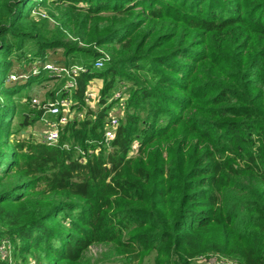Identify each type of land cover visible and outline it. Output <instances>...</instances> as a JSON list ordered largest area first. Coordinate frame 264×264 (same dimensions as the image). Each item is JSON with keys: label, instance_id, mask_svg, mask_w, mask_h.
<instances>
[{"label": "trees", "instance_id": "trees-1", "mask_svg": "<svg viewBox=\"0 0 264 264\" xmlns=\"http://www.w3.org/2000/svg\"><path fill=\"white\" fill-rule=\"evenodd\" d=\"M41 8L47 15L33 17ZM92 44L112 55L102 69ZM48 60L86 68L71 93L84 119L64 126L56 146L19 137L43 109L19 114L13 132L7 101L32 102L22 92L44 79ZM122 82L130 97L107 145ZM4 240L23 264H91L97 245L126 264L153 253L154 264L212 254L264 264V0H0Z\"/></svg>", "mask_w": 264, "mask_h": 264}, {"label": "built area", "instance_id": "built-area-1", "mask_svg": "<svg viewBox=\"0 0 264 264\" xmlns=\"http://www.w3.org/2000/svg\"><path fill=\"white\" fill-rule=\"evenodd\" d=\"M109 60V59H108ZM106 59L105 57H100L95 63L96 69H102L105 67ZM44 66V65H43ZM42 71L47 72L51 77L58 79H65L66 82L63 89L67 92H71L77 86V77L81 72H86V68L83 66H71V68L64 67L55 62L47 63ZM41 69L37 66L33 68V74H39ZM12 80H17L19 77L17 75L11 76ZM62 91L56 93V99L49 101L47 103H41L39 99H33V106L40 107L44 110V114L41 121L45 124L46 129L39 134L38 141L49 145L56 146L61 137V131L64 126H66L70 121H72L76 116L82 118V114L73 109L71 98L60 97ZM116 105L121 109H125L126 101L129 99L128 87L123 83L121 87L114 93V98ZM89 95L86 97V103L90 104ZM111 109L109 116L107 118L108 124L105 127V142L109 145L116 137V132L120 126L121 120L123 119V114L116 115L114 110ZM50 118V119H49ZM102 246V245H97ZM94 246L91 248L93 249ZM98 249L102 247H97ZM9 258V264H17V262L12 257V246L7 240L0 242V260ZM202 264H239L236 260L223 257L220 255L203 256L197 258ZM27 264H37L34 260H30Z\"/></svg>", "mask_w": 264, "mask_h": 264}, {"label": "rangeland", "instance_id": "rangeland-1", "mask_svg": "<svg viewBox=\"0 0 264 264\" xmlns=\"http://www.w3.org/2000/svg\"><path fill=\"white\" fill-rule=\"evenodd\" d=\"M52 8L53 11H55V8L53 7H49V9ZM42 14L43 17H45L47 15V8H41V9H37V10H34L32 12V16L33 17H39L38 15ZM71 29L73 30V26L70 25ZM73 37V36H72ZM70 40H72L71 38H69ZM69 41V40H68ZM88 44H86V46H82V47H85L84 49H88L90 47V44L89 42H87ZM93 46L94 50L98 52L99 54V57H105L106 61L108 59H111L112 58V55L111 53L109 52L108 50V47H98L97 45H91V47ZM61 56L60 55H57V59H60ZM49 62H54V60H48L45 62V64L43 63V65L45 66L47 63ZM106 64V63H105ZM43 66V67H44ZM39 67H40V64H39ZM45 77L44 79H40V80H35L36 82L34 83V85H32L31 88H26L22 93L23 94H31V98L30 101H28L27 99L21 97L20 95H17L11 99H8L7 101L10 102L9 104L14 106L15 107V110L17 111L12 119V128L11 130L14 132L16 130V128L18 127V125L20 124V119H19V114H22L25 112V110H29V109H35V110H40V107H34L33 106V99H39L41 101V103L45 100V102H49V101H52L51 99H47V96H46V93L47 92H50V91H54L56 90V88L58 87H61L62 86V80L58 79V78H53L52 79L54 80L53 82H49L48 80H46L48 77L51 78V76L47 73V72H43ZM7 74V73H6ZM12 83V81H15V80H12V78L10 77L9 79H7V83ZM124 82H122L123 84ZM49 84V85H47ZM43 86H45L43 88ZM101 87H102V83L99 81V82H92V84H90V86L88 87V90H87V96L89 95V98H90V104H88V107L86 109H89L91 108L92 111H95V110H98V99H99V94H100V90H101ZM63 90V89H62ZM61 90V91H62ZM66 91V90H64ZM63 92V91H62ZM128 92H129V88H128ZM70 94L72 93L69 92ZM69 94V96H70ZM130 97V95H129ZM73 99V95L71 94V97ZM127 103V101H126ZM114 110V113L116 115L118 114H125L126 112V105H125V109H121L119 108L118 110V107L117 106H114L112 108ZM112 110V111H113ZM80 114H82V118L76 116L77 118L79 119H84V115L85 113L84 112H79ZM123 114V119L125 117V115ZM50 119V118H49ZM46 129L45 127V124L43 123V121H40L38 122L37 124H35L33 127H29L27 129H25L21 135H19V137H30V135H33L34 137L37 138L38 140V136L39 134H41L44 130ZM14 134V133H13ZM13 137H16V135L14 134ZM97 247H102L100 249H98ZM109 252V249L106 245H102V246H94L93 249H90L89 250V253H88V258L91 260V264H126V263H123L122 261H120V258L118 256H113V257H107L105 256L107 253ZM212 255H220V256H223L221 254H212ZM211 256V255H209ZM224 257V256H223ZM154 259H155V253L151 254L150 256H148L147 258H145V260L143 261L142 264H154ZM199 263L200 261L198 259H196ZM17 264H23L21 262H17ZM133 264H139L138 261L134 262ZM202 264V263H200Z\"/></svg>", "mask_w": 264, "mask_h": 264}]
</instances>
